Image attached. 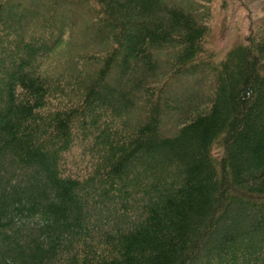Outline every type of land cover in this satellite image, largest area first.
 I'll list each match as a JSON object with an SVG mask.
<instances>
[{
	"label": "trees",
	"instance_id": "1",
	"mask_svg": "<svg viewBox=\"0 0 264 264\" xmlns=\"http://www.w3.org/2000/svg\"><path fill=\"white\" fill-rule=\"evenodd\" d=\"M206 33L167 0H0V264H264V30L175 92Z\"/></svg>",
	"mask_w": 264,
	"mask_h": 264
},
{
	"label": "rangeland",
	"instance_id": "2",
	"mask_svg": "<svg viewBox=\"0 0 264 264\" xmlns=\"http://www.w3.org/2000/svg\"><path fill=\"white\" fill-rule=\"evenodd\" d=\"M28 4L30 0H16ZM34 1V0H33ZM180 8L191 12L196 19L207 27L205 49L213 55L201 58V68L197 74H184L176 78L173 84L175 92L192 90V85L208 88L213 79L212 62L222 57L235 45L245 41L251 31L259 27L264 30V0H167ZM80 8V10H78ZM88 9V8H87ZM77 7V25L75 35L69 42V50H88L95 48L89 32L92 11ZM95 42V41H93ZM76 132V128L73 129ZM170 132V130H168ZM69 165H67L68 167Z\"/></svg>",
	"mask_w": 264,
	"mask_h": 264
}]
</instances>
